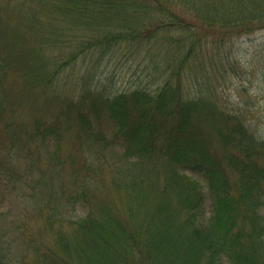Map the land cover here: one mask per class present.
<instances>
[{"label": "trees", "instance_id": "16d2710c", "mask_svg": "<svg viewBox=\"0 0 264 264\" xmlns=\"http://www.w3.org/2000/svg\"><path fill=\"white\" fill-rule=\"evenodd\" d=\"M259 30L264 0H0V124L15 110L13 72L19 89H51L60 70L81 56L95 54L99 61L126 45L142 50L153 71L167 76L152 92L113 95L89 89L83 79L76 100L62 99L64 132L76 124L86 138L105 141L100 119H92L99 103L113 123L112 141L126 144L122 155L146 164L114 183L127 197L122 211L92 205L84 191L71 195L86 212L66 221L72 232H56L58 251L45 249L41 264H264V139L217 109L201 89L181 87L182 73L193 69L188 65L208 39ZM47 50L60 54L53 58ZM3 129L0 137L16 156L10 165L0 163L6 182L20 153L30 160L31 151L62 136L57 125L36 123L26 137L16 123ZM209 142L228 152L224 164L236 176L234 188ZM187 172L207 181L212 214L205 223L199 221L201 183ZM7 246L0 244V264H11Z\"/></svg>", "mask_w": 264, "mask_h": 264}, {"label": "rangeland", "instance_id": "374dc122", "mask_svg": "<svg viewBox=\"0 0 264 264\" xmlns=\"http://www.w3.org/2000/svg\"><path fill=\"white\" fill-rule=\"evenodd\" d=\"M46 54L57 58L60 52L47 50ZM96 59L95 54H85L71 66L61 69L51 89H19V77L14 72L9 75L15 92V110L4 124H0V131L6 124L16 123L26 137V133L32 132L36 123H40L42 126L57 125L62 134L43 143L41 149L31 151L30 160L24 152L20 153L10 181H4L0 175V244L6 249L9 245L11 264H41L45 249L58 251L56 232H72L74 225L66 221L75 222L86 212V208L74 205L71 195L84 191L92 205L104 203L110 211H122L126 203L125 193L117 191L114 183H122L138 172L141 161L122 155L126 144L112 141L116 136H113V123L105 117L99 103L92 119L96 122L100 119L105 141L86 138L84 133L78 132L76 124L70 123L64 132L66 113L61 112L66 103L62 99L76 100L84 90L81 89L83 79L89 89L113 95L130 93L134 89L152 92L167 76L153 71L142 50L126 45L99 61ZM191 63L188 67L193 65V69H187L181 75L182 89L202 90L217 109L235 115L257 138L264 139V30L225 40L221 37L208 39ZM16 93L25 96L17 99ZM3 140L5 137H0V163L10 165L16 156L9 153V145ZM18 143L19 140L15 142ZM206 147L234 188L236 176L224 164L228 152L212 142ZM186 174L201 183L205 200L199 210V221L205 223L212 214L207 181L200 175ZM4 187L8 189L4 191ZM261 202L260 214L264 217V195ZM46 206L56 208L48 212ZM64 220L65 223H61Z\"/></svg>", "mask_w": 264, "mask_h": 264}]
</instances>
